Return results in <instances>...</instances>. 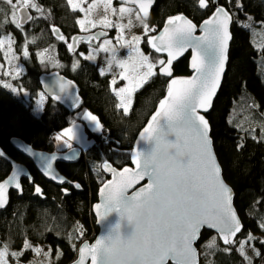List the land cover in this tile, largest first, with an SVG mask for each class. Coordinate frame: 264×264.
<instances>
[{
	"label": "snow or ice",
	"instance_id": "1",
	"mask_svg": "<svg viewBox=\"0 0 264 264\" xmlns=\"http://www.w3.org/2000/svg\"><path fill=\"white\" fill-rule=\"evenodd\" d=\"M227 2L232 4L233 0ZM0 3L9 6L6 13L0 9V14H3L0 19V58L9 65L5 71V64L0 63V74L15 79L23 69L15 63L20 59L13 49L15 38L10 33L5 34L3 29L10 23L25 35L22 55L30 58L28 44H34L36 37L28 40L24 26L41 17L50 19L51 13L37 0H0ZM120 3L121 6L116 8L113 7V0H91V3L89 0H66V5L72 11L78 10L85 14L83 19L77 20L82 31L87 32L89 27L96 28L98 24L104 28H117L119 31L115 39L119 48L129 50L127 58H119V49L113 45L112 40L104 39L88 55H79L86 60L95 61L100 52L110 54L105 57L106 67L99 71L101 75H105L112 72L114 66L121 69L119 78L127 81V84L117 89V80L113 78L111 90L120 100L117 107L122 108L126 114L131 109L134 94L157 75L155 69L158 65L159 74L171 79L166 97L160 101L158 110L141 134V140L151 147L146 151H135L132 157L135 169L124 168L118 172L107 163L101 166L113 174V179L101 189V195L105 196V213L101 215V220L106 219L108 213H117L119 221L94 244L85 242L78 249V264H85L88 257L91 258V264H168L170 260L173 264H198L194 243L203 227L216 229L225 245L238 244L237 251L248 264H252V257L247 255V249H251L255 256L261 255L252 243L257 238L248 233L243 240L235 239L243 225L232 207L233 191L222 177V168L212 147L209 122L199 112L200 109L207 112L212 107L213 97L220 87L228 60V42L232 39L230 25L234 22V13L217 4L213 15L204 21L202 36L195 35L197 26L183 15L170 17L163 34L150 36L148 34L156 29L146 21L155 0H120ZM212 3H216V0H212ZM126 4L137 5L138 8L127 7ZM198 6L201 9L208 8L209 0H198ZM236 7L242 10L243 4L236 0ZM29 9L35 10L39 16H33ZM98 11L104 14L98 20L92 19V14ZM112 16L118 17V20L113 21L110 18ZM125 17L127 23L123 22ZM251 20L248 17L249 22L242 26L251 28ZM137 26H142L144 36L148 37L146 43L155 52H167V60L157 59L153 63L149 55L139 47L144 40L143 36L132 34L125 39V29L131 31ZM51 31L57 39L65 42L70 52H74V45L82 40L91 46L92 41H100L101 37L107 36V32L101 31L86 37L74 36L71 38L72 43H69L54 25ZM189 48L194 52L191 68L195 75L190 78L173 77V61ZM48 51L46 49L38 53L42 63ZM47 59L55 66L62 67L53 56L49 55ZM78 66L79 60H76L73 70ZM57 84L59 92L69 93L71 81L61 80ZM0 85L13 92L18 91L11 83L3 80H0ZM55 98L59 100L61 97L57 95ZM43 99L44 95L41 93V102ZM85 118L95 122L97 129L102 130L96 116L87 113ZM261 128L264 130V125ZM62 135L71 139L76 134L72 128H68ZM57 139L61 137L58 136ZM64 143L67 147H72L68 141ZM237 147L242 148L243 145ZM56 159L54 155L42 159L44 174L64 183V178H58L52 171V162ZM20 175L21 171L18 169L8 180L0 182V209L5 208L8 203L9 187L19 190V194L23 193L19 183ZM145 177L149 178L147 185L128 195L129 188ZM76 187L79 188L80 185L77 184ZM64 192L68 194L67 189ZM35 193L43 195L39 186H35ZM101 207V204L95 205L98 215ZM259 227L264 229V221ZM74 231L83 235L82 226ZM215 240L213 237L206 246L215 247ZM260 243L264 244V240ZM29 250L37 257L42 255L46 260L33 259L28 264H51V249L45 252L27 238L19 251L12 250L10 241H0V264H21V257ZM60 255L62 252L58 250L57 259ZM9 257L13 258L12 261Z\"/></svg>",
	"mask_w": 264,
	"mask_h": 264
},
{
	"label": "trees",
	"instance_id": "2",
	"mask_svg": "<svg viewBox=\"0 0 264 264\" xmlns=\"http://www.w3.org/2000/svg\"><path fill=\"white\" fill-rule=\"evenodd\" d=\"M212 2V0H210ZM45 9L50 10V19L38 18L34 23L24 26L27 39L36 37L31 45L38 47L56 46V57L60 65L51 69L47 63L36 57L24 59L25 72L19 77L7 78L9 83L26 89L31 93L30 101L15 98L0 86V145L3 151L19 163L26 164L33 180H23V193L12 192L9 204L0 210V236L14 248H21L27 238L34 245L48 243L56 248L70 264L78 255V243L75 241L77 223L92 226L96 233L98 227L91 209L97 200L100 186L108 179L102 170L104 162H111L122 168L131 164L134 142L165 96L169 79L157 73L140 88L134 97L132 109L126 114L117 107L118 99L111 90V77L101 75L97 63L82 59L76 52H70L64 41L56 38L51 27L60 28L69 40L79 34L78 11H72L66 0H37ZM243 9L236 7V0L229 4L220 0V4L234 13L233 41L229 54V65L224 83L212 111L208 114L212 126V137L218 158L223 167L225 179L235 191L234 204L244 223V229L236 240H243L248 233L257 239L252 241L260 256H253L252 264H264V229L259 227L264 221V130L261 126L242 129L234 123L232 116L234 105L244 107L264 125V0H239ZM9 6L0 3V9L6 13ZM214 11L211 6L202 10L198 0H158L153 8L150 24L156 34L165 21L178 13H184L197 23H201ZM35 16L39 14L34 11ZM251 17V28L242 25ZM3 14H0V19ZM37 23V24H35ZM5 34L15 38V48L22 53L25 35L12 24L3 29ZM71 41V40H70ZM144 38V46L156 59L165 58L149 50ZM261 43V45H257ZM85 44L82 45L84 48ZM81 50V49H80ZM189 57L186 55L174 66L175 75H190ZM80 58L79 66L73 70V63ZM0 61H3L0 58ZM59 71L76 82L82 103L79 108L70 110L61 101L49 99L42 118L34 116L33 111L42 92L40 77L44 73ZM243 104V106H242ZM87 110L98 115L111 140L103 141V135H95L96 143L85 150L77 163H59V170L71 179L72 184L56 186L45 180L34 164L11 144L13 137H20L33 147L56 151L54 136L76 120H82ZM242 111V110H241ZM236 115H241L236 112ZM235 119L239 118L234 116ZM89 131V130H88ZM89 134L92 132L89 131ZM256 139H253V137ZM98 143V145H97ZM242 144V148L237 146ZM69 150V149H68ZM66 151V150H64ZM12 170L11 163L0 156V181L7 178ZM80 185L79 188L76 185ZM41 185L43 195L35 193V186ZM64 189L68 190L65 194ZM215 237V247L206 246ZM73 244L75 248H73ZM201 264H248L237 251L238 244L225 246L217 234L205 231L198 243ZM231 249V251H225Z\"/></svg>",
	"mask_w": 264,
	"mask_h": 264
},
{
	"label": "water",
	"instance_id": "3",
	"mask_svg": "<svg viewBox=\"0 0 264 264\" xmlns=\"http://www.w3.org/2000/svg\"><path fill=\"white\" fill-rule=\"evenodd\" d=\"M120 1V0H119ZM158 0H155V3L152 5L151 9H150V15L149 17L147 18V21H150L151 19V16H152V11H153V8L156 4ZM209 3H210V6L211 4L213 5L214 7V11H215V8L217 6V4L225 7L227 9L226 6L220 4V0H216V3H212L210 0H209ZM126 5H130V6H133L135 8H138L137 5H132V4H126ZM209 6V7H210ZM208 7V8H209ZM208 8H205V9H202V10H206ZM30 11V10H29ZM214 11L210 14V16L208 18H206L205 20H203L201 23H197L195 22L193 19H191L189 16H187L186 14L184 13H178L176 15H173L171 17H174V16H177V15H183L185 16L187 19L191 20L196 26V31H195V35L196 36H202L204 33H203V25H204V21L208 20L214 13ZM30 13L32 14V12L30 11ZM33 15V14H32ZM170 18V17H169ZM168 18V19H169ZM167 19V20H168ZM167 20L165 21L164 25L161 27V29L156 33V34H153L151 36H159L161 34H163V29L165 28L166 26V22ZM233 24V23H232ZM232 24L230 25V32H231V35H232V39L228 42V60H227V63L225 65V68H224V73H223V76L221 78V82H220V87L219 89L217 90L216 92V95L213 97V100H212V107L207 111L205 112L203 109H200L199 112L201 115H203L209 122V126H210V137L212 139V147H213V150H214V153L216 155V158H217V161L218 163L220 164L221 168H222V177L225 181V183L232 189L233 191V199H232V207L234 208L241 224L243 225V228L241 230L240 233H237L235 239L238 238V236L242 233L243 229H244V223L241 219V216L239 215L238 213V210L234 204V201H235V191H234V188L233 186L225 179V176H224V172H223V167L221 165V162L218 158V155H217V152H216V149H215V146H214V141H213V137H212V126L210 124V121H209V118H208V114L212 111L213 109V106H214V103L217 99V96L219 94V92L221 91V88H222V85L224 83V79H225V75L227 73V70H228V65H229V54H230V48H231V44H232V41H233V34H232ZM60 30V32L63 34V32L61 31L60 28H58ZM101 31H104V32H107V36L109 35V31L107 30H97L96 32H93V33H90V34H77L75 36H83V37H86L88 35H93V34H96L98 32H101ZM105 36V37H107ZM104 38V37H101V39ZM100 39V40H101ZM71 43H72V39H71ZM79 44V43H78ZM77 45H74L75 47V51L76 52L79 48V46ZM148 47L150 48V50L154 53H156L157 55H160V56H164L167 60V52H161V53H157L155 52L154 49L151 48V46L148 44ZM190 54V57H189V70L191 72L190 75H185V76H181V75H175V71H174V66L177 62H179L182 58H184L186 55ZM194 55V52L191 48H189L187 51L184 52L183 55L179 56L178 59L174 60L173 61V65H172V72H173V77L175 78H190L192 77L193 75H195V71L194 69L191 68V61H192V57ZM159 73V72H158ZM161 75V74H160ZM167 79H171L170 77H166L164 75H161ZM71 81V86H70V90H69V93L68 94H65V93H61L59 92V88H58V84H57V81ZM40 84H41V89L43 91V93L48 97V99H55L57 100L55 97L57 95H59L61 98L59 99V101L63 102V104L71 109V110H75L77 108L80 107L81 103H82V98L80 96V92H79V89H78V86L76 84L75 81H73L72 79H70L69 77L67 76H64L63 74H61L59 71H53V72H48V73H44L41 75L40 77ZM167 95V91H166V94L165 96L161 99L163 100ZM160 100V101H161ZM160 103V102H159ZM159 103L157 105V108L156 110L153 112V114L158 110V107H159ZM152 114V115H153ZM152 115L150 116L147 124L143 127V129L139 132L135 142H134V145H133V148H132V154H131V164L129 165H126L122 168H119L117 166H115L113 163L111 162H104L103 164L107 163L109 165H111L112 168L116 169L118 172L119 171H122L124 168H132V169H135V164L133 163V155L135 153V151L137 149L141 150V151H146L148 148L151 147V145H149L146 141H142L141 140V134L143 133L144 129L147 127L148 123L150 122L151 120V117ZM11 144L12 146L14 147L15 150H17L19 153H21L23 156H25L26 158H28L33 164L34 166L36 167L37 171L40 173V175L45 179L47 180L48 182H51L53 183L54 185L56 186H60V187H64L66 185H71L72 182H71V179H69L67 176H65L58 168V164L59 163H77L81 157H82V154H83V150L80 148V147H73L69 150H66V151H54V152H48V151H43V150H40V149H37L35 147H33L32 145H30L29 143H27L25 140H23L22 138L20 137H13L11 139ZM30 149V152L28 151ZM0 153H3V155H0L2 157H4L5 159H7L11 165H12V170H11V173L10 175L5 178L4 180L0 181V182H4L6 180L9 179V177L12 175V173L16 170H20L21 171V175L19 177V183L21 184L22 186V189H23V180L27 179L29 181H32L33 180V174L30 170V168L24 164V163H19L17 160H15L13 157H11L8 153H5L3 151V147L0 145ZM56 156L57 159L55 161L52 162L53 164V168H52V171L53 173L58 177H62L64 178V183H60L59 182V179L57 180H52L50 176H46L44 174V167H43V164H42V159L43 158H46V157H51V156ZM66 157H69V158H66ZM102 164V165H103ZM103 172L108 176V179L100 186L99 190H98V193H97V200L96 202L92 205V214L93 216L95 217V220H96V226L98 227V234L96 236V238L93 240V241H85L89 244H94L98 239H100V237L102 236H105L110 228L116 223L119 221V215L117 213H108L107 214V217L106 219L104 220H101V215H103L105 213V209L103 207V205L105 204V196L101 195V189L104 188V185L105 183L111 181L113 179V174L109 171H107L106 169L102 168ZM149 182V178L148 177H145L143 180H141L138 184H135L132 188H129L128 190V195H132L133 192H135L137 189L141 188V187H144L147 185V183ZM39 186L42 190L43 188L41 187V185H37ZM12 192H17L19 193V190L15 189L14 187H9L8 189V203L7 205L9 204L10 202V197H11V193ZM97 204H101L102 207L101 209L99 210L100 212V215L97 214V210L95 208V205ZM6 205V206H7ZM5 206V207H6ZM4 209V208H3ZM1 210V209H0ZM205 231H208V232H213L215 234H217V236L219 237V239L222 241V243L224 244L223 242V239L222 237L220 236V234L218 233V231L216 229H209L208 227H203L199 233V238L195 241L194 243V248L196 249V252H197V261H198V264H201V256H200V249H199V246H198V243L203 235V233ZM83 242L79 248L85 243ZM225 245V244H224ZM225 246H228V245H225ZM78 261H79V253L77 255V258L76 260H74L73 262H71L70 264H78ZM85 264H91V258L88 257L86 260H85ZM168 264H173V262L170 260L168 262Z\"/></svg>",
	"mask_w": 264,
	"mask_h": 264
},
{
	"label": "rangeland",
	"instance_id": "4",
	"mask_svg": "<svg viewBox=\"0 0 264 264\" xmlns=\"http://www.w3.org/2000/svg\"><path fill=\"white\" fill-rule=\"evenodd\" d=\"M89 3H91V0H89ZM120 6H121V3L119 0H113V7L119 8ZM125 6L133 7L130 5H125ZM85 7H87V5H85ZM100 7L102 8V5ZM133 8H135V7H133ZM29 10L32 12L33 16H35V13H34L35 10H33V9H29ZM79 13H80V16L78 19H83L85 14L81 13V12H79ZM103 14L104 13L102 11H98L96 13H93L91 18L98 20ZM110 18L113 21L118 20V17H116V16H112ZM133 19H135V18L133 17ZM123 22L127 23V17H125ZM146 22L149 24L150 27H152L150 24V21H146ZM35 24H37V23H35ZM78 27H79V34H90V33L96 32L97 30L101 29V30L109 31V35L107 37L102 38L100 41H92L91 46L86 42L83 43L82 41H80L78 44V46H79L78 50L79 51H77L76 53H78V54L84 53L85 55H88L92 51V49L97 47L99 43H102V41L104 39H111L113 42V45H115L119 49L118 57L119 58H127L129 50L128 49H120L119 44H118L117 40L115 39V37L117 36L118 31H119L117 28H104L102 25H99V24L97 25L96 28H90L88 25H86V27H89V31L85 32V31L81 30L79 25H78ZM132 34L143 36L144 38L146 37V39L148 38L147 36H144L142 26L134 27L131 29V31H129L128 29H125V33H124L125 39H128ZM148 35L151 36V35H153V33L150 32ZM261 35L262 36L259 37L260 41L264 40V33ZM70 40H71V38L68 40L69 43H71ZM84 44H85V46H84V48H82V45H84ZM257 45L260 46L261 43H258ZM139 47L145 54L149 55V58L153 63H155L157 61V59L152 56L151 52H148L145 49L144 40L140 43ZM13 49L15 50V53L20 57V59L18 61H16L15 63H17L19 65V67H21L23 69L22 73H24L25 72V67H24V59L25 58L23 57L22 53L20 54L16 51L15 43L13 44ZM46 49H48L49 51L47 53H45V60L43 63H47L51 69L56 68L55 65L47 59V56L51 55L55 58L56 61H58L57 57H56V46L53 45V46H48V47L43 48V47H38L36 45L32 46L31 43L28 44V51H29L30 56L36 57L40 62H41V57L38 55V53L44 52ZM149 50H150V48H149ZM108 55H110V54L100 52L95 61H92V60H90V61L97 63L100 68L106 67L105 57ZM79 57L84 59V57H82L80 55H79ZM161 59H165V58H161ZM77 60H79V63H80V58H78ZM0 63L5 64L4 70L7 71L9 68V65L7 64V62L3 60V61H0ZM144 70H146V69H144ZM120 71H121L120 68L114 66L112 72H107L105 74V75H109L111 77V81L113 78H115L117 80V84L115 85V87L117 89H119L120 87H124L127 84V81H123L119 78L118 74ZM155 71L157 73L159 72V65L157 66ZM7 78H12V77L0 74V80H3L5 82H9L7 80ZM0 86L2 88H4L2 85H0ZM12 86L17 88L18 91L13 92L8 88H4V89L7 90L9 93H11L17 99L30 101L31 93L28 90L21 89L19 87H16L15 85H12ZM41 93H43V91ZM41 93H40L38 99L36 100V105H35V108L33 111L34 116H36L37 118H40V119L42 118L44 110L46 108V105L49 101L48 97L43 93L44 99H43V102H41ZM135 94H134V97H135ZM134 97H133V101H134ZM117 99H118V104H119L120 100L118 97H117ZM132 105H133V102H132ZM132 105H131V109H132ZM242 106H243V104H242ZM241 110L239 107L237 109V107L234 105L233 112L235 115L232 116V119H234L233 121L235 124H237L238 127L242 128L244 130V129H253L257 126H261L260 122L256 120V118L252 115V113L250 111H246L247 109H245L244 107H241ZM236 112H240L241 115L240 116L236 115ZM87 113H91L92 115L96 116L100 122V125H102L98 115L95 114L94 112H92L91 110H87L84 113V115L82 116V120H80V121L76 120L74 123L67 126L63 130L55 132L54 142H55L56 151H64V150L71 149L73 147H80L82 150H85L87 148L92 147L96 143V136L95 135H100V134L106 135L103 125H102V130H98L95 122L85 118ZM234 116H238L239 118L235 119ZM68 128L73 129V132L76 134L75 137L70 139L68 136L62 135V133ZM88 130L90 132H92L93 135L89 134ZM58 136H60L61 139L58 140L57 139ZM110 140H111V138L108 137V135L105 138H103V141H105V142H109ZM64 141H68V143H70L72 145V147L71 148L67 147V145L64 143ZM97 145H98V143H97ZM130 153L132 154V149L130 150ZM91 212H92V209H91ZM81 226H82V230H83V235L80 236L79 232L76 231L77 234L75 236V241L78 243V247L85 241H93L98 234V232L96 233L95 229L92 228V226L88 227L84 223H77L76 229L80 228ZM0 241L8 242L7 240H5L1 236H0ZM37 246L43 248V250L45 252H47V251H49V249H51V252H52L51 264H63L64 263L65 259H63V258L60 259V257H59V259H57L58 250L56 248L51 247L50 245H48V243H41ZM11 248L13 251H19L21 249V248H19V249L14 248L12 245H11ZM247 255L253 258L254 253L252 252L251 249H247ZM12 259L13 258L9 257L10 261H12ZM33 259H35V260H46V258L43 257L42 255L37 257L32 251L29 250V251L25 252L23 257H21V264H28V262L33 260Z\"/></svg>",
	"mask_w": 264,
	"mask_h": 264
},
{
	"label": "built area",
	"instance_id": "5",
	"mask_svg": "<svg viewBox=\"0 0 264 264\" xmlns=\"http://www.w3.org/2000/svg\"><path fill=\"white\" fill-rule=\"evenodd\" d=\"M104 130H105V134H106V135H103V136H104L103 138H105L107 135H108V137H109V132H108V130H107L106 128H105Z\"/></svg>",
	"mask_w": 264,
	"mask_h": 264
},
{
	"label": "flooded vegetation",
	"instance_id": "6",
	"mask_svg": "<svg viewBox=\"0 0 264 264\" xmlns=\"http://www.w3.org/2000/svg\"><path fill=\"white\" fill-rule=\"evenodd\" d=\"M82 42L84 43L85 41L82 40ZM166 59V58H165Z\"/></svg>",
	"mask_w": 264,
	"mask_h": 264
}]
</instances>
